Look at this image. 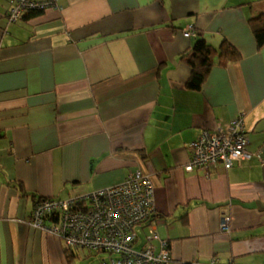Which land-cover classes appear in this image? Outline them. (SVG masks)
<instances>
[{
    "label": "crops",
    "instance_id": "0c3cea01",
    "mask_svg": "<svg viewBox=\"0 0 264 264\" xmlns=\"http://www.w3.org/2000/svg\"><path fill=\"white\" fill-rule=\"evenodd\" d=\"M60 3L11 23L12 0H0V264H99L105 253L70 256L64 239L32 225L34 207L133 171L153 179L171 264H264V46L249 21L264 0ZM200 38L218 49L228 40L241 57L194 90L181 55ZM235 120L253 157L206 178L188 172L191 144ZM138 226L143 249L149 228Z\"/></svg>",
    "mask_w": 264,
    "mask_h": 264
},
{
    "label": "built area",
    "instance_id": "2783aa9c",
    "mask_svg": "<svg viewBox=\"0 0 264 264\" xmlns=\"http://www.w3.org/2000/svg\"><path fill=\"white\" fill-rule=\"evenodd\" d=\"M12 6L11 23H16L27 9H63L60 0H12ZM186 35L197 36L198 32L189 29ZM240 132L236 120L228 126L205 129L191 144L192 157L186 170L191 173L204 170L202 177L206 178L211 167L231 169L251 159L250 143ZM155 210V186L151 175L133 171L123 183L87 195L39 199L31 224L61 237L71 249L87 248L105 253L107 256L100 264H171L168 244L160 238L155 222L148 225L149 244L143 249L135 248L137 226L148 222ZM155 239L162 241L159 253L151 244Z\"/></svg>",
    "mask_w": 264,
    "mask_h": 264
},
{
    "label": "trees",
    "instance_id": "16d2710c",
    "mask_svg": "<svg viewBox=\"0 0 264 264\" xmlns=\"http://www.w3.org/2000/svg\"><path fill=\"white\" fill-rule=\"evenodd\" d=\"M258 4H260V2L253 5V7L256 5L258 6ZM261 5L260 6L263 7L262 11H264V4ZM256 8L260 9V7H256ZM46 10L48 9H27L24 11V13H22L20 19L17 22H19L20 20H26L28 18H32L35 15L40 14L41 12H45ZM9 13L7 15L8 20H9ZM249 21L252 30L254 32L256 41L258 43V46L259 48H262L264 46V13L261 12L260 15L251 18ZM240 57L241 55L238 49L228 40H225L224 45L218 49L213 45L209 44L205 39L203 38L198 39L194 47L190 48L187 51H184V53H182L181 55V60L186 62L192 67V74L187 83L188 87L194 90L201 89L203 84L206 82L211 69L215 64L221 65V64L232 63L239 60ZM143 173L148 175V173L145 171H143ZM21 188L23 189V186ZM42 199H46V198H41V200ZM85 204L86 203H83V205ZM83 207L86 208L85 206ZM159 217L160 215L155 210V212L150 217L149 221L142 224V226L148 228V225L151 224L152 222H157V219ZM137 233L139 237V232L137 231ZM138 237L134 242L135 245L138 240ZM144 246L146 247L147 245ZM74 251L75 249H71L70 247H68V252L70 253V256L74 254Z\"/></svg>",
    "mask_w": 264,
    "mask_h": 264
},
{
    "label": "rangeland",
    "instance_id": "374dc122",
    "mask_svg": "<svg viewBox=\"0 0 264 264\" xmlns=\"http://www.w3.org/2000/svg\"><path fill=\"white\" fill-rule=\"evenodd\" d=\"M146 230H147V228H146ZM145 230V231H146ZM137 231L141 234L142 232L144 233V228H142L141 226H138L137 227ZM146 232H149V230H147ZM148 234V233H147Z\"/></svg>",
    "mask_w": 264,
    "mask_h": 264
},
{
    "label": "bare ground",
    "instance_id": "6f19581e",
    "mask_svg": "<svg viewBox=\"0 0 264 264\" xmlns=\"http://www.w3.org/2000/svg\"><path fill=\"white\" fill-rule=\"evenodd\" d=\"M32 1H36V2H42L43 0H32Z\"/></svg>",
    "mask_w": 264,
    "mask_h": 264
},
{
    "label": "clouds",
    "instance_id": "9594fccd",
    "mask_svg": "<svg viewBox=\"0 0 264 264\" xmlns=\"http://www.w3.org/2000/svg\"><path fill=\"white\" fill-rule=\"evenodd\" d=\"M197 31V30H196ZM198 32V35L197 36H195V37H198V36H200V31H197Z\"/></svg>",
    "mask_w": 264,
    "mask_h": 264
}]
</instances>
